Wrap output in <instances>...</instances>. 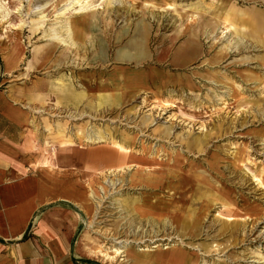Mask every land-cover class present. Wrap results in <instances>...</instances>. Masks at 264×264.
Returning <instances> with one entry per match:
<instances>
[{
	"label": "rangeland",
	"instance_id": "rangeland-1",
	"mask_svg": "<svg viewBox=\"0 0 264 264\" xmlns=\"http://www.w3.org/2000/svg\"><path fill=\"white\" fill-rule=\"evenodd\" d=\"M242 10L254 24L238 21ZM72 20L69 48L50 39ZM261 28L264 0H0V59L19 40L5 72L31 93L38 142L55 132L90 153L74 175L63 170L83 254L106 249L111 260L89 254L103 264H264ZM58 76L84 92L80 102L35 87ZM88 133L124 147L86 142Z\"/></svg>",
	"mask_w": 264,
	"mask_h": 264
},
{
	"label": "crops",
	"instance_id": "crops-1",
	"mask_svg": "<svg viewBox=\"0 0 264 264\" xmlns=\"http://www.w3.org/2000/svg\"><path fill=\"white\" fill-rule=\"evenodd\" d=\"M238 12L239 22L244 15L241 23L254 24ZM0 62V264H103L82 253L74 239L80 219L70 207L74 203L63 196V170L74 175L72 168L90 153H80L74 143H57L61 139L55 132L38 142L40 128L25 103L31 93L9 81L6 62L2 57ZM50 81L35 87L52 90ZM107 151L114 157L111 150L97 153L109 161Z\"/></svg>",
	"mask_w": 264,
	"mask_h": 264
},
{
	"label": "bare ground",
	"instance_id": "bare-ground-1",
	"mask_svg": "<svg viewBox=\"0 0 264 264\" xmlns=\"http://www.w3.org/2000/svg\"><path fill=\"white\" fill-rule=\"evenodd\" d=\"M79 2H80V0H71V4H78ZM45 3L47 4V2H45ZM38 6L39 5H37V7ZM234 10H235L234 8H231V12L233 14L235 13ZM60 13H63V11L62 12H59L58 11L57 12V15L60 14ZM43 17H44V14L37 15V19L38 20H36L35 23L39 24V22L42 21ZM228 19H232V18L229 17ZM244 21H246V19ZM227 22L229 23L228 24L229 26H233V21L228 20ZM241 22H242V20H241ZM64 28L65 29L63 30V34H65V35L62 36L60 33H58V31H57L58 29L56 30V28H51V32L48 33V36H50V39H52V41H56V42H60V43L62 42L63 44H66L67 43L66 45L69 48V46H71L74 43V42L71 41V36L76 35V33H78V35H79V30L75 26L73 20H72V22H68V24L66 23V25H65ZM14 41H15V43H14L13 47L12 48L10 47L11 50L4 56L6 65L8 67L7 68L8 71H9L10 67L16 62V60L19 59L20 42H19V40H14ZM114 82H110V85L112 83L113 86H114L113 89H120L119 84L118 83H114ZM50 84H51L52 90L56 93L57 101L58 102H65V103H72V104H74V103L80 102L81 99H82V97L84 96V92H76L74 90V87H73L72 82L69 79V77L67 78L65 76H61V77L58 76L57 78L52 79L50 81ZM85 141L86 142H90V143H92V142H105V141H107V142H110V143L114 144L117 148L124 147V145L122 143H120L118 141H113V140L109 139V137H106V136H104L103 134H100V133H88V134H86L85 135ZM105 156L109 160H112L113 159V156L110 153V151L105 152ZM47 167H48V169L50 171H52V168H51L50 165L47 166ZM137 167H139V166H137ZM153 174L154 173L152 171L146 172L145 175H144V176H147V177H144L145 178V182H150L151 180H153ZM140 175H143V174H140ZM134 177L135 176H133V178ZM142 178L143 177L140 176V177H138V180L141 181ZM84 200L87 201L86 198H84ZM84 205L86 206V208L88 207L87 203H85ZM140 210L142 211L143 209H140ZM194 220H196V219H194ZM196 224L197 223H195V225ZM105 250L94 251V250L89 249V254L90 255H93V256L100 255L102 257V259H104V260H111L112 259L111 258L112 256L108 253V251H105ZM113 251L118 253L119 252V249L118 248H114ZM173 259L175 260V263H176V261H177L176 258L173 257Z\"/></svg>",
	"mask_w": 264,
	"mask_h": 264
}]
</instances>
